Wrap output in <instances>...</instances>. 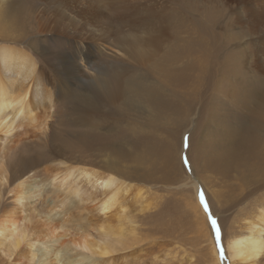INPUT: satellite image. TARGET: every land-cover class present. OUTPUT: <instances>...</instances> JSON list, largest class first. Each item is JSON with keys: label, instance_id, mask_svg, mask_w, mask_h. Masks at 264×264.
I'll return each mask as SVG.
<instances>
[{"label": "rangeland", "instance_id": "374dc122", "mask_svg": "<svg viewBox=\"0 0 264 264\" xmlns=\"http://www.w3.org/2000/svg\"><path fill=\"white\" fill-rule=\"evenodd\" d=\"M126 1L129 2L128 5H123L126 9H132L137 5V7L143 5V8L152 6L157 16L160 15L157 18L158 23L164 22L161 25L165 26L168 36L157 46L160 50L156 49L159 55L154 50L158 58L155 57L147 67L139 63V76L141 80L146 81L150 91L155 86L162 88L152 93V97L157 99L156 103L160 107L167 100L173 105L181 103V108L178 105L176 109L179 115L174 116L168 110L170 107L161 113L155 106L150 105V109L147 100L139 101L134 107L136 110L126 107L124 101L113 106L100 104L101 106L93 111L96 120L86 119L80 124L77 114L72 112L69 116L71 120L66 118L70 120L69 126L56 124L54 132L60 135L64 145H68L69 148L63 151L61 142L51 140V144L48 145L54 154L51 156L41 145L23 144L17 149L12 161L23 163L29 156L44 155V160L40 163L41 167L37 170L38 180L46 179L52 172L46 170L47 166L55 169L79 166L114 174L126 182L130 190L125 192V203L132 204L128 205L131 209L129 213L131 217L133 216L130 218L135 220L138 235L141 233L143 237H138L140 239L138 248L116 254V263L113 264H212L210 240L217 249L219 264H231L224 230L229 227V231L234 221L233 230H240L244 224V212L250 211V203H255L264 195V177L256 175L253 164L250 167L240 158L246 152L245 145H248L250 150L253 149L250 146L251 141L246 136L254 128L258 148L261 151L260 157L264 162V32L262 31L264 0H165V3L164 0H155L156 3L154 0ZM21 2L25 4L24 7L21 9L14 7L13 10L16 11L14 16L22 14V19L26 20V30H19L25 39L23 41L25 47H30L34 39L41 44L44 54L58 56L59 53L62 54L59 57L61 60L50 59L55 68L68 67V70L73 72L67 51L63 52V47L68 45L66 42L61 45L64 40L60 36H73L74 41L80 40L78 32H82L83 37L85 36L86 30H83V26L77 22L79 18L75 15L76 10L68 3L66 10H60L54 2L48 0H19V3ZM257 14L261 15L257 17H262L260 23H255ZM252 15L254 18L251 17ZM112 25L95 24L91 29L99 30ZM36 30H40L42 34L35 35ZM104 47L108 48L105 52L109 56L112 52L119 53L107 45ZM106 59L109 58L101 57V61ZM157 60L162 66L155 63ZM145 68L148 71L144 70ZM167 68L169 73L164 72ZM46 70L51 71L49 67H46ZM176 75L178 77L181 75L183 79L178 78L176 82ZM67 81L76 85V91H80V88L87 90L90 85L89 90L97 89L94 83L76 80V74L67 78ZM219 85L220 88H217L216 86ZM220 89L222 91H219ZM143 91H146V87ZM160 97L163 98L159 100ZM141 98L147 99V97ZM209 103L214 105V111L211 109L212 115L207 108ZM80 106L81 104L78 103L74 105L75 109H80ZM143 110L146 112L142 113ZM83 115L85 116L86 113ZM90 115L91 113L85 117ZM182 118L185 120L181 121ZM222 118L225 120L223 121ZM221 123L223 125L228 123L222 134ZM91 124L96 126L97 131L86 135L84 132ZM94 135L109 140V145L101 152L97 145L99 150L95 147L84 150L86 149L84 142H91ZM114 141L117 142L115 145H113ZM251 143L256 141L252 140ZM109 148L118 151L111 155L107 152ZM218 151H222V154L228 158L232 165L231 170L222 168L214 171L209 168V166L215 167L216 161L221 159L218 158ZM106 154H110L120 165H115L116 172L105 169L101 156ZM63 161L66 164H63ZM167 161L172 164H165ZM75 162L77 163L74 164ZM241 169L243 172L240 171ZM120 170L125 172L118 173ZM245 170L247 178L243 179ZM193 183L200 186L196 195L192 188ZM132 187L138 189L134 190ZM253 191H256V194L253 197L248 196ZM9 192L3 193L4 199L12 198L13 195ZM244 195H247L245 198L250 197L251 201L240 202L239 199L244 198ZM51 198L57 201L66 199L61 191L54 193ZM51 198H46L45 201H53ZM100 199L86 203V210H80L82 206L80 207L77 201L74 203L75 200H69V203L74 202L70 206L73 209L69 208V215L65 218L67 220L61 218L59 214L61 210L58 209L59 213L55 211L57 215L53 214L56 215L55 223L64 227L66 232L70 230L69 239L78 238L82 230L87 233L94 232L96 236L97 233L91 228L93 226L98 228L101 224L99 222L102 221L103 214L97 211L103 198ZM196 203L200 206L203 215L196 209ZM93 208L91 212L90 209ZM62 221L66 222L65 225ZM96 221L98 224H94ZM163 256L168 260H155Z\"/></svg>", "mask_w": 264, "mask_h": 264}, {"label": "bare ground", "instance_id": "6f19581e", "mask_svg": "<svg viewBox=\"0 0 264 264\" xmlns=\"http://www.w3.org/2000/svg\"><path fill=\"white\" fill-rule=\"evenodd\" d=\"M48 1L54 2L60 10H66L68 8L67 3L70 4L76 10L75 15L79 18L78 24H81L83 30H86L84 37L82 32H78L80 34V40L78 41H74L73 36H60L64 40L61 42V45L64 42L68 45V47H63V52L67 51L66 54L71 61L70 67L74 69L73 72H70L68 67H64L63 69L55 68L53 66L54 63L52 64L50 59L52 58L54 61L56 59V61L61 60L59 57L62 54L59 53V56L44 54L43 47L34 39H32L30 47H25L26 44L24 45L23 43L25 39L19 30H26V20L22 19V14L14 16L16 11L13 10L14 7L21 9L25 4L19 3V0H0V189H3L0 190V264H113L114 262L116 263V254L138 248L137 244L140 242L138 237H143L141 233L138 235L135 220L131 219L133 216L131 217V213H129L131 209L128 208L130 202L128 203L127 201V205L125 203V192L130 190V187L126 186V182L114 174H106L96 169L79 166H64L57 169L47 166L46 170H52V172L49 173L46 179L38 180L37 170L41 167L40 163L43 162L44 155L38 154L26 157L27 159H24L23 163L21 161L14 163L12 159L18 151L17 149L23 144L41 145L51 156H54L50 150L51 147H48L51 144V140L53 142H61L63 144V151L69 148L68 145H64L60 135L54 132L56 124L69 126L68 122L71 120L69 116L72 112L77 114V117L81 121L80 124H83L86 119L96 120L93 111H96L101 106L100 104L113 106L116 103L118 104V102L120 104V101H124L126 107L128 106L130 109H133L139 101L147 100L146 103L150 109V105L155 106L161 113L167 107H170L168 110L174 116L179 115L176 109L178 105L181 108L182 104L173 105L167 100L160 107L156 103L157 99L155 100L152 97V93L155 90H162V88L155 86L150 91V87L147 86L146 81L140 79L138 69L139 63L147 67L155 57L158 58L160 50L157 49V46L168 35H166L165 26L161 25L164 22L158 23L157 18L160 15L157 16L152 6L143 8L142 5L141 8L137 7V5L132 9H126L123 7V5H128L127 3H129L126 0ZM116 1L117 6H115ZM257 16L261 15L257 14L255 16V23L262 20V17ZM251 17L254 18V15ZM95 24L115 25L99 30L91 29V26ZM262 31L264 32V30ZM38 34H42V32L36 30L35 35ZM105 45L119 51V53L112 52L111 56L107 55L105 50H108V48L104 47ZM156 49L159 51L157 52ZM154 50L158 53L157 56L154 54ZM101 57L109 59L101 61ZM46 63L49 66L45 65ZM155 63L158 66H162L161 64L159 65V60ZM46 67H49L52 73L51 71H47ZM168 68L165 69V73H169ZM144 70H147V68ZM73 74H76V80L80 79L88 83H94L93 85L97 89L89 90L90 85V87L87 86V90L80 88V91H76V85L67 81V78ZM164 76L166 77L165 74ZM180 76L176 75V82L178 78L180 80L183 79ZM150 85L153 86V84ZM145 87L146 91H143ZM216 87L220 88V85ZM219 91H222V89ZM141 97H147V99H142ZM162 98L160 97L159 100ZM75 103L81 104L80 109H75ZM189 103L191 104V101ZM184 108L185 105L183 106V110ZM207 108L211 114L214 105L209 103ZM133 110H136V108ZM225 111L227 112V110ZM145 112L144 110L142 111V113ZM84 113L86 115L91 113V115L85 117ZM66 118L70 120L68 121ZM225 118H222V120L224 121ZM184 120L182 118L181 121ZM210 120H213L212 116ZM239 121L241 122V120ZM245 122L249 124V122ZM222 123L223 130H221V134L224 133L228 124L223 125ZM180 128L182 127L180 126ZM96 131V126L91 124L87 126V130L84 133L91 135L96 133ZM255 132L254 128L249 133L247 132V139L249 138L251 142L254 140L256 143L252 144L250 142V146L253 147L251 150L248 145H245L244 149L246 152L240 158L250 167L253 164L252 167L256 169V175L264 177V162L260 157L261 151L258 148ZM84 143L86 145L85 151L92 147L98 149V146L100 149L98 150L101 152L109 145V140L106 141V138L94 135L91 142ZM116 143L114 141L113 145ZM117 151L114 148L107 150L111 155H114ZM110 154L102 155L101 158L104 160L105 169L108 168L116 172L115 165L118 166L119 164L115 162ZM218 158L221 159L216 161L215 167L209 166V168L214 169V171L222 168L227 171L232 169L231 163L222 154V151H218ZM96 159H99V157H96ZM63 162V164H66L65 161ZM95 163L93 162V164ZM165 164L171 165L172 162L167 161ZM99 168L101 169V167ZM121 171L118 173H121ZM244 177L247 178L246 170L242 178L244 179ZM199 187L198 184H192L195 195ZM132 189L134 188L132 187ZM135 189L137 190L138 188ZM6 191H10L9 193L13 195L11 199H4L3 193ZM55 191H61L66 199L61 201L52 199L51 196L56 193ZM138 193L140 192L138 191ZM255 194L256 191H253L248 196L253 197ZM245 196L247 195H244V198H240L239 196L240 202L251 201L250 197L245 198ZM101 197L103 200L100 201L97 211L103 214L101 217L102 221L99 222L101 224L98 228H94V226L91 228L92 231L97 233L96 236L94 232L87 233L82 230L78 238L69 239L68 233L70 230L66 232L64 227L55 223L57 215L55 211L58 212V209L61 210L58 213L63 220L68 217L72 208L70 207L71 203L73 204L74 202L69 203V200H75L74 203L77 201L79 206H82L80 210H84L87 207L86 203L92 200L93 203ZM46 198H51L53 201H45ZM133 198L135 199V197ZM236 200H238V197ZM250 204V211L244 212L246 210H242L245 215H243L244 224L241 229L238 231L233 230L234 221L229 231V227L224 230L231 264H264V195L255 203ZM130 205L132 204L130 203ZM133 206L135 207V204ZM195 207L203 215L197 203ZM94 208L90 209L91 212ZM248 208L249 205L247 206ZM96 223L97 221L94 222V224ZM209 239H211L210 235ZM210 244L212 264H219L217 249L212 240H210ZM158 259L163 261L168 260L164 256L155 258L156 261Z\"/></svg>", "mask_w": 264, "mask_h": 264}, {"label": "snow or ice", "instance_id": "6c2138e0", "mask_svg": "<svg viewBox=\"0 0 264 264\" xmlns=\"http://www.w3.org/2000/svg\"><path fill=\"white\" fill-rule=\"evenodd\" d=\"M213 223H215V222H213Z\"/></svg>", "mask_w": 264, "mask_h": 264}]
</instances>
